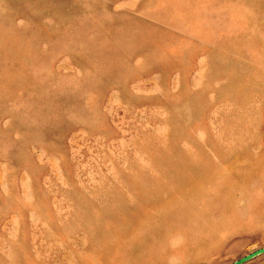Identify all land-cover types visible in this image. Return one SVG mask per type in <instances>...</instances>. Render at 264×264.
Returning a JSON list of instances; mask_svg holds the SVG:
<instances>
[{
  "label": "rangeland",
  "instance_id": "rangeland-1",
  "mask_svg": "<svg viewBox=\"0 0 264 264\" xmlns=\"http://www.w3.org/2000/svg\"><path fill=\"white\" fill-rule=\"evenodd\" d=\"M0 264H264V0H0Z\"/></svg>",
  "mask_w": 264,
  "mask_h": 264
},
{
  "label": "water",
  "instance_id": "water-1",
  "mask_svg": "<svg viewBox=\"0 0 264 264\" xmlns=\"http://www.w3.org/2000/svg\"><path fill=\"white\" fill-rule=\"evenodd\" d=\"M261 251H262V250H257V251H255V252H253V253L247 255L245 258H242L241 260H244V259H246V258H249V257H251V256H253V255H255V254H257V253H259V252H261Z\"/></svg>",
  "mask_w": 264,
  "mask_h": 264
}]
</instances>
